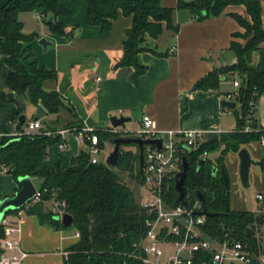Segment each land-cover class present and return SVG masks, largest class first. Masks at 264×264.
Here are the masks:
<instances>
[{"label":"trees","instance_id":"trees-1","mask_svg":"<svg viewBox=\"0 0 264 264\" xmlns=\"http://www.w3.org/2000/svg\"><path fill=\"white\" fill-rule=\"evenodd\" d=\"M83 1L86 4V23L97 25L101 31L109 28L112 18L118 13L130 16L131 23L123 31L122 54L114 60L112 67L131 66L130 78L133 80L146 69V65L137 61L138 51L149 49L144 43L145 35L151 38L157 36L162 24L173 32L177 29V24L172 21L171 7L162 5L159 0ZM175 1L178 7H185L190 16L197 20L219 13L229 3L244 6V16L228 12L244 29V32L233 33L241 36L243 42L233 38L229 40L228 45L235 53V60L225 66L212 68L191 84L192 88H205L215 86L220 74L225 72L238 76L240 80L233 92V97L240 106L239 112L234 110L237 127L231 132L219 133L216 139L203 140L194 150L185 153L187 170L182 185L183 193L190 197L195 191H200L203 207L216 212L214 215L205 216L202 227L207 233H220L221 228H226L233 236H238L251 253L264 252V246L259 242L260 227H264V213L229 208L228 183L222 163L226 150H236L241 144L259 140L260 135H264V127L257 126L255 121L250 119L253 101L264 91V71L252 65L249 60L251 50L258 46L260 40H264V28L260 25L259 0ZM29 10L39 12L51 32L63 34L67 39H71L73 28L78 26L75 24L67 27L62 21L54 18L69 12L59 0H5L0 4V56L8 68L4 84L15 96L26 98L31 103H40L47 113L64 108L74 117V112L64 104L63 98L55 89L42 88V81L54 78L56 73L53 68L37 65L35 59L30 58L32 52L29 41L34 38L36 32H24L23 23L18 17V12ZM47 12L52 13L51 22L44 18ZM26 57L30 59L25 66L22 59ZM14 101L15 107L9 112L11 118L16 117L23 108L19 99L15 98ZM245 119L249 121V128L241 130ZM79 125L80 123L69 127ZM19 128L20 124L17 129ZM121 134L124 133L98 128L97 143L101 146L103 139L110 141L112 137ZM57 138L56 133L43 132L2 135L0 167L15 179L19 174L40 178L37 185L40 200L34 204L51 199L63 200L64 211L71 215L70 223L78 235L77 240L64 249L67 253L63 255V264H144L140 261L138 248L132 245V242L144 233V212L137 202V184L140 181L137 150L118 147L116 163L111 167L101 160L90 162L87 151L80 150L70 157L69 164L63 170L57 166L50 170L39 169L47 145L58 140ZM213 148H218V156L213 166L209 160L204 159L200 166L195 168L198 152ZM260 167L264 168L263 162H260ZM122 173L132 179V185L125 182ZM176 193L173 185L166 190V199L171 204L178 201ZM35 208L36 206L30 203L24 210L32 211ZM18 209H9L6 212L14 213ZM35 211L39 221L55 227H65L50 212L49 206L37 207ZM1 233L0 223V235Z\"/></svg>","mask_w":264,"mask_h":264},{"label":"crops","instance_id":"crops-1","mask_svg":"<svg viewBox=\"0 0 264 264\" xmlns=\"http://www.w3.org/2000/svg\"><path fill=\"white\" fill-rule=\"evenodd\" d=\"M4 1L0 0V4ZM59 2L69 12L54 18L67 27L75 24L78 26L73 28L71 39H67L63 34L51 32L43 21L42 27L35 31L36 35L29 41L32 52L30 58H34L37 65L55 70V77L43 80L42 88L55 89L75 116L64 108L47 113L39 103L44 109V114L37 117L40 127L50 130L52 134L56 133L58 140L62 138L66 142L64 147H58L57 140L49 143L39 169L50 170L57 166L63 170L71 156L80 150L86 151V146L76 141L71 128L62 134L57 133V129L79 123L97 129H109L112 127L109 115H128L137 105L159 128H203L200 143L216 139L219 133L231 132L237 127L235 113L234 120L231 118L233 107L221 105V100L225 99V94H230L229 100H234L233 106L239 104L233 97L238 84L232 83L234 77L239 83L238 76L225 72L220 74L215 86L205 88H192L191 84L212 68L225 66L235 60V53L228 44L232 38L240 40L233 33L242 31V27L228 12L244 16V6L229 3L219 13L197 20L190 16L185 7H178L175 0H159L162 5L171 7L172 21L177 24V29L173 32L162 24L157 36L151 38L145 35L144 43L149 49L139 50L137 61L146 65V69L133 80L130 78L131 66L112 67L114 60L122 54L123 31L131 23L130 16L118 13L112 18L109 28L101 31L97 25L86 23V4L83 0ZM259 4L260 25L264 28V0H259ZM22 12H18L20 20L24 18ZM40 36L50 41L45 47L37 41ZM170 45H174V51L169 50ZM30 58H23L22 63L26 66ZM249 60L252 65L264 71V40H260L258 46L251 50ZM7 71L3 57L0 56V140L2 135H12L17 131L19 114L9 117V112L15 107V98L23 104L20 113L25 115L24 119L32 118L35 106L26 98L15 96L4 84ZM250 119L257 126L264 127V91L254 99ZM245 121L243 125H249L248 119ZM125 123L129 126H118L113 131L131 135L128 128L139 126V122L133 118L125 119ZM118 147L138 152L136 143H125ZM240 147H244L250 157L245 183L239 178V156L236 150H226L222 158L228 183L229 208L264 213V168L260 167V162L264 163V142L250 140ZM218 148L206 150L207 153H214H208L206 159L210 163H215ZM100 159L105 160L104 157ZM30 179L35 190L40 178L30 176ZM35 179L37 183L34 184ZM18 185L17 180L0 167V198L12 194ZM256 194H260V198ZM50 201L35 204L26 202L20 208L17 237L20 247L27 252L21 264H63L61 250L78 238L74 235L71 223L65 227H55L39 221L35 210L37 207L50 206ZM30 203L36 206L35 210L25 211L24 208ZM260 228L259 242L264 246V227ZM257 255L263 257L264 252L259 251ZM257 264L264 263L258 259Z\"/></svg>","mask_w":264,"mask_h":264},{"label":"built area","instance_id":"built-area-1","mask_svg":"<svg viewBox=\"0 0 264 264\" xmlns=\"http://www.w3.org/2000/svg\"><path fill=\"white\" fill-rule=\"evenodd\" d=\"M34 16H41L34 11ZM174 51V45L169 46ZM234 85L238 84L236 77L232 78ZM230 94H225L229 99ZM139 126L130 131L132 136L158 138L159 145L145 142L142 145V164L140 181L137 184V202L143 209V235L132 242L139 250V258L147 264H247L249 258L254 256L264 263L262 256L251 253L246 244L238 237L233 236L226 228H221L220 233L209 234L203 229L204 214L199 210L203 207L200 199L188 194L182 195V200L171 204L167 201L166 190L173 185L176 173L181 168L182 157L190 150H194L202 139V128H159L151 117L141 113ZM248 124L241 130H247ZM70 127L57 129L62 134ZM76 141L86 146L89 161L101 160L98 156L100 149L97 143L96 127L81 123L78 127H71ZM117 130L111 127L109 130ZM18 132L50 133V130H41L39 118H27L20 124ZM121 132V131H119ZM124 132V131H123ZM259 142H264V135H260ZM58 147L66 145L65 140H57ZM208 157L206 149L198 152L197 158ZM186 158V157H185ZM104 162V159L101 160ZM213 166V163H210ZM174 186V185H173ZM177 192V191H176ZM177 194V193H176ZM260 198V194H256ZM40 200V191L35 188L34 193L27 202ZM50 212L60 220L64 211L63 200L51 199ZM20 212H6L0 218L2 233L0 235V264H21L27 252L20 247L18 241V221ZM74 235L77 231L74 230ZM78 236V235H77ZM66 255V250H61Z\"/></svg>","mask_w":264,"mask_h":264},{"label":"water","instance_id":"water-1","mask_svg":"<svg viewBox=\"0 0 264 264\" xmlns=\"http://www.w3.org/2000/svg\"><path fill=\"white\" fill-rule=\"evenodd\" d=\"M44 18L46 21L51 22L52 21V13L47 12L44 15ZM38 43L42 45V47H45L46 43H49L50 41L42 36L37 38ZM10 92H8L9 94ZM221 105L225 107H234V100L231 99H222L221 100ZM142 113V110L140 109V105H137L135 108L131 109L130 113L128 115H114L111 114L109 115V122L112 127H118V126H123L125 119L128 118H133L137 122L140 121V115ZM18 122L21 124L25 118V115L22 113H18ZM44 114V109L43 107L39 104L36 103L34 106V109L32 111V117L37 118L41 115ZM112 147L110 151L105 155V163L108 166H114L116 163V154L118 151V146L121 144L125 143H136L138 147V152L137 155L138 157V164H137V170L141 172V164H142V156H141V151H142V145L145 142H152L155 143V145H159L160 140L156 138H150V137H137V136H132V135H116L112 137ZM236 152L239 156V163H238V168H239V178L242 183H245L246 181V176H247V170H248V164H249V154L246 152L244 147H239L236 149ZM204 158H197L195 161V168H198L200 164L203 162ZM186 167H187V160L185 156L182 157L181 160V168L179 171H177L176 175L177 177L173 180V185L175 190L177 191L176 198L177 200H182V195H183V180L186 174ZM16 180L18 182V187L14 190L12 194L9 195H4V197L0 198V218L5 214V212L9 209H18L20 208L21 205L25 204L27 200L31 197V195L34 193V186L31 182L30 176L27 174H19V176L16 177ZM195 195L198 199L201 198V193L200 191H195ZM200 213L204 215H214L216 214L215 211H209L205 207H202L199 210ZM55 217V216H54ZM56 218V217H55ZM61 223L65 226L71 222V215L66 211L63 212L60 216ZM250 260L248 261L247 264H257V259H255L254 256L249 258ZM264 259V256H263Z\"/></svg>","mask_w":264,"mask_h":264},{"label":"rangeland","instance_id":"rangeland-1","mask_svg":"<svg viewBox=\"0 0 264 264\" xmlns=\"http://www.w3.org/2000/svg\"><path fill=\"white\" fill-rule=\"evenodd\" d=\"M23 13V15H24V18H22L21 20H22V22H23V30H25V31H27V32H29V31H31V30H34V31H36L39 27H42V25L44 24V22L42 21V18L41 17H39V16H34V11H24V12H22ZM240 33L241 32H244V29L242 28V31H239ZM237 38H239L240 40H237V41H241V42H243L244 40H243V38L241 37V36H239V35H235ZM237 79V78H236ZM238 81V80H237ZM234 110H236L237 112H239L240 111V106L237 104L235 107H234V109H233V111ZM231 112V118H233V120H234V112ZM245 123H246V121H245ZM129 125H127V123H125L123 126H122V128L123 127H128ZM249 126V125H248ZM137 128V127H136ZM136 128H131V126L128 128L129 129V131H132V130H134V129H136ZM102 143H103V145H102V148L98 151V156L100 157V158H102V157H104L105 158V155L110 151V149H111V147H112V141H109V140H107V139H103L102 141H101ZM208 153H210V155L212 154H214L213 153V151L211 152V151H208ZM122 176H123V179L125 180V182L126 183H128V184H130V185H132L133 184V181H132V179H130L125 173H122ZM34 184L35 183H37V179H35L34 181Z\"/></svg>","mask_w":264,"mask_h":264}]
</instances>
